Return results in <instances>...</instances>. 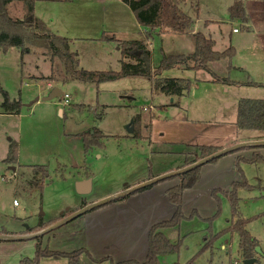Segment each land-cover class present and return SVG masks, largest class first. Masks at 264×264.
<instances>
[{"label": "rangeland", "instance_id": "obj_1", "mask_svg": "<svg viewBox=\"0 0 264 264\" xmlns=\"http://www.w3.org/2000/svg\"><path fill=\"white\" fill-rule=\"evenodd\" d=\"M186 1L177 2L193 19L186 34L177 33L173 37V31L157 29L151 48L146 43L153 67L160 59L162 48L167 54H188L185 46L193 44L191 35L198 32L193 22L208 17L209 12H214L217 18V22L207 27L212 38L234 27L245 32L259 26L264 18V0L246 2L249 21L245 25L229 16L228 5L233 0H195L191 6ZM8 9L13 17L23 15L18 0H12ZM35 14L54 33L77 38L70 49L78 54L79 65L85 70H119L118 45L105 37L138 41L145 37L132 11L120 0L44 2L37 4ZM161 32L167 35L162 37ZM233 36L237 38L239 34ZM222 46L225 45L217 40L216 50H222ZM244 46L239 47L237 60L242 70L238 72L228 74L226 58L208 62L207 70L173 67L162 71L160 77L185 78L191 83L186 96L174 98L178 106L169 108L166 104L163 109L159 106L170 102L172 97L167 100L164 93L152 91L151 80L144 77L98 85L77 80L64 84L52 82L62 94L41 100L52 89L42 79L51 69L45 51L31 47L20 60V50L16 47L6 52L0 49V86L12 102L19 103L18 113L0 115V234H32L46 226L42 234L35 236L0 239V264L32 260L36 248L73 252L83 247L82 215L58 223L71 215L70 210L79 207L84 197L92 200L111 192L122 193L127 183L159 172L178 171L179 166L197 157V146H215L227 140L234 145L240 140L236 136L242 132L235 126L238 100L264 98V86L254 84L264 82L261 73L264 46L259 50ZM250 59L256 62L251 63ZM212 75L234 79L240 84L223 93L221 86L205 84ZM63 94L70 96L65 106ZM36 97L40 100L35 102ZM1 99L0 93V102ZM149 107H155V116L150 114L153 110ZM93 130L100 132L96 136L99 144L85 150L81 134L89 138ZM257 133L264 135V131ZM253 138L257 137H248ZM10 141L17 144L18 150L17 161L11 166L3 162ZM249 164L239 163L240 173L249 187L237 191L238 212L242 218L249 219L246 229L257 239L261 250L256 252L254 264H264V163ZM40 165L44 169L36 171L34 167ZM87 175L92 180L91 191L80 196L74 186ZM216 180L217 177H206L200 191L187 197L184 219L165 233L171 244H177V250L159 256L161 264L184 263L193 257L196 264H242L236 233L226 232L213 239L232 220L227 199L222 200L221 194H218L221 199L217 212L213 189L208 188ZM192 208L196 211L192 212ZM205 244L208 247L202 250ZM134 254H141L140 245ZM79 258V264H112L103 261L104 257L96 262L85 255ZM36 264H68V261L65 257L45 256Z\"/></svg>", "mask_w": 264, "mask_h": 264}, {"label": "trees", "instance_id": "obj_2", "mask_svg": "<svg viewBox=\"0 0 264 264\" xmlns=\"http://www.w3.org/2000/svg\"><path fill=\"white\" fill-rule=\"evenodd\" d=\"M11 1L12 0H0V49L2 52H6L9 48H18L20 50V60H22V56L25 53L30 52L31 47L43 49L48 56L51 69L49 75L42 79L50 83L58 82L64 84L71 80H77L98 85L103 82L116 81L123 78L144 77L151 80L152 91L164 93L165 95L172 97V100L167 104L170 106H177L178 102H175L174 98L186 95L189 92L191 83L189 79L185 78L160 77L162 71L173 67H183L195 71L207 70L208 62L217 61L222 58L231 59L235 54V50L232 46H229L222 51L214 50L213 40L209 37H205L202 33L197 32L191 35L193 39V50L191 53L186 55L167 54L161 49L160 59L155 64V67H153L150 50L146 47L143 41L118 40L114 37H105V39L115 41L118 45V50L121 54L119 70H85L79 65L78 54L71 51L69 39L50 31L46 24L35 15V0H18L22 3L23 8V15L21 18L10 15L8 5ZM121 1L129 7L137 22L145 28L144 36L146 40L157 37V35H155L157 29H159V32L170 30L178 34H186L192 25L193 19L185 14L182 11V8L177 5L178 1L185 0ZM228 9L231 18H238L242 20L243 23L246 22L244 8L240 0L234 1ZM162 33L164 32H161V34ZM212 77L211 80L213 82L233 85L240 84V82L230 80L227 77L220 78L217 76L215 77L214 75H212ZM254 84L264 86V84L261 83ZM0 93L3 97L0 107L5 111L13 112L15 114L18 113L19 103L12 102L8 93L4 91L1 86ZM162 107V105L159 106V108ZM235 126L238 129L264 130V98H240L237 102ZM99 134L100 132L97 130H93L92 133L89 132V138H86L81 134L85 150L93 145L99 144L96 138ZM219 149L220 147L216 146H197V157L188 164L204 158ZM17 151V144L10 141L8 144L7 155L3 162L9 166L16 163ZM218 158L219 157L214 158L208 163H213ZM239 163H264V156L260 153H253L252 157L247 160L241 157H236L233 165L240 173L241 169L239 168ZM200 166L201 165H197L194 168L177 174L176 176L180 179L179 183L166 190L169 200L175 205V211L168 220L161 221L150 227L148 231V248L145 260L142 262H111L112 264H161L159 256L177 250V244H171L160 230L163 228H172L184 219L185 216L182 211L183 191L193 187L198 181ZM34 169L36 171H42L44 168L40 165L35 166ZM240 175V180L233 182L229 191H212L217 206L220 203L218 193L227 198L232 219L230 226L223 229L218 234L213 235V239L229 231L235 232L238 235V251L242 258H255V262H257L255 257V247L258 245V241L246 229V224L249 219L242 218L238 212L239 198L237 196V191L240 187H249L244 175L242 173H240ZM147 187L148 185L136 189L133 192L142 191ZM125 196H121L117 199L125 198ZM219 209L218 206L217 212ZM207 247L208 246L205 244L202 250ZM82 253L88 255L84 248H79L73 252L45 251L36 248L35 257L32 260L23 259L19 264H25L27 262L36 264L40 257L45 256L65 257L67 258L68 264H79V256ZM172 264L196 263L195 258L193 257L184 263L174 262Z\"/></svg>", "mask_w": 264, "mask_h": 264}, {"label": "crops", "instance_id": "obj_3", "mask_svg": "<svg viewBox=\"0 0 264 264\" xmlns=\"http://www.w3.org/2000/svg\"><path fill=\"white\" fill-rule=\"evenodd\" d=\"M51 1L63 2L67 0H35L34 13L36 11L37 4H42L44 2H51ZM234 1L236 0H233V2ZM240 1L242 2L244 12H245L246 22L243 23L245 25L249 21L247 12L245 11L246 2H249V1L248 0L247 1L245 0V2L243 0H240ZM186 2L190 5V3L193 1L187 0ZM230 5H228V8ZM192 12L194 14L195 12L194 9H192ZM38 18H40L48 27V24L43 18L41 17H38ZM211 22H217V18L214 17V12H209L208 17H203L202 19H197L196 21H194L193 27L194 29H196L195 30L196 32L197 31L201 32L205 36L213 40L214 50H216L217 40H220L222 45L223 44L225 45V46H222L223 47L222 50L227 49L229 46H232L234 48L235 50L234 56L231 59L226 58L228 59L226 63L227 64L226 70L228 74L234 73L235 71L238 72L242 70L239 64L240 62L239 60H237V57L239 56V47L241 48L243 45H245L244 47L247 49H251V50L258 49L259 50L260 48H263L264 46V18H263L262 23L259 26L254 25L245 32H240L239 30L234 32L233 31V29L235 28L234 27V28H231L230 30H227L225 34L219 33V36H216L214 38H212V35L207 31V27L209 23ZM261 25L262 27H260ZM141 27H142V31L144 32L145 28L143 26ZM48 29L51 31L49 27ZM176 34L177 33L173 34V37H175L174 35ZM233 34L234 35L239 34V37L234 38ZM164 35H167V34H161L160 36L163 37ZM67 38L69 39L70 44L72 43L74 44L75 41L77 40V38H72V37H67ZM151 41L153 40L152 39L146 40L144 37L143 42L145 43V45L146 43L149 44L150 48H151ZM241 42L242 44H240ZM185 47L187 49L186 53H189L193 49V44L191 43L187 44ZM222 50H217V51H222ZM163 51L165 52V50ZM249 62L255 63L256 60L250 59ZM153 65H154V62H153ZM261 73L264 75V61H262ZM230 80H234V79H230ZM206 82H209V83H205L206 85H212L215 87L221 86L220 88H222L221 91L223 93H227L229 90V87L234 86L233 84L213 82L211 79H206ZM255 83H264V82L256 81ZM47 84L51 87H53L54 85L53 83H50V82H47ZM166 98L168 100L170 96L166 95ZM2 101H3V97L1 99V102ZM166 104H167V101L162 106L165 107ZM163 107L160 109H163ZM167 107L172 108L173 106L168 105ZM149 108L150 110L151 109L153 110L150 114H154L155 116V113H156L154 111L155 107L154 108L149 107ZM0 109L2 108L0 107ZM1 111H0L1 116H10L12 114H15L13 112H8L5 110H1ZM240 130H241L240 132L242 133L236 136L237 139H240V140L233 143L234 145L229 144V141L227 140L228 143L227 141L223 142L222 144L220 142V144H216L215 146H218L221 149V148L231 147V145L239 146L243 143H253V145L237 147L236 149L233 150V152H229V153L222 155L213 163L202 164L199 169L198 181L195 183L193 187L189 189H185L183 191V203H182L183 213H185L186 211L184 210L187 209V206H185L187 197L191 195V193L200 191L199 188H201V185H204L202 183L206 177H217V180L213 184L209 185L208 188L217 190V191H229L231 188V184L235 181L240 180V175L238 171H236L237 169L233 165L235 158L241 157L247 160L252 157L253 153H260L262 156H264V148H263L264 145L261 144V143H264V135H262V133H257V132H263L264 130H248V129H240ZM250 136H254L257 138L248 139V137ZM254 143H258V144H254ZM188 163L189 162H187V164H183L182 166H179L178 171L190 165ZM247 164L250 165L249 163ZM173 173L175 172H170V173L159 172L158 174H151L147 176L146 178L127 183L124 185L125 190L135 189V188L137 189V187H140L145 182H148L152 179H156L158 177H164L156 182L149 184L148 187L142 191H136L131 194H124L123 196L126 195L125 198L111 200L101 206L91 208L87 210L85 213L81 214L83 218L82 228H83V234H84V239H83L84 246L81 248H84L89 255L88 256L85 253H83L81 254V256L85 255L86 257H89L95 262L97 261V259L103 258V257H104L103 261L108 260L109 262H113V263L122 262V261H137V262L144 261L146 254H147L148 231L150 227L161 221L168 220L175 211V205L169 200L167 193H166V190L168 188L177 185L180 181L178 176L171 177ZM87 178H90V175L83 176V178L81 179L83 180ZM78 181H81V180H78ZM89 193L87 194L77 193V194L80 196H86ZM119 193H121V191L111 192L107 196H102V197L92 199V200H87V197H84L83 201L85 200V202L82 201L79 207L71 209L70 211L74 213L76 210H79L82 207L90 205L101 199L115 196ZM224 197L225 196L222 197V200ZM192 211H196L195 208H192ZM230 224L231 222L230 223L228 222L229 226ZM45 227L46 226L44 225V228L40 229L39 231L35 233L31 234L27 232L25 234H27L28 237H30L31 235L35 236L38 234H42V232L46 230ZM168 229L170 228H163L160 231L165 235ZM228 233L234 234L235 232L229 231ZM25 234L23 233L22 234L21 233L20 234L3 233V234H0V237H6V239H2V240L24 239ZM138 245L141 246L140 255L134 254V250L136 249Z\"/></svg>", "mask_w": 264, "mask_h": 264}, {"label": "water", "instance_id": "obj_4", "mask_svg": "<svg viewBox=\"0 0 264 264\" xmlns=\"http://www.w3.org/2000/svg\"><path fill=\"white\" fill-rule=\"evenodd\" d=\"M61 94H62V91L59 89V87L54 86V87H52L50 93L48 95H46V96H43L41 98V100H51L53 98L60 97ZM38 100H40L39 97H36L34 99L35 102L38 101ZM132 130H133V128L130 127L129 131H132ZM254 144H258V143H254ZM261 144L264 145V143H261ZM247 145H253V143H243V144H241L239 146H231V147H228V148H221V149L213 152L212 154H210V155H208V156H206V157H204V158H202L200 160H197V161L193 162L192 164L188 165L187 167H185V168H183V169H181L179 171H176L173 174H179V173H182V172H184L186 170L194 168L197 165H202L204 163H208L210 160H212L214 158L221 157L222 155H224L226 153L232 152L237 147L247 146ZM162 178H164V177H158L156 179H152V180H150L148 182H145L140 187H137V189L142 188L144 186H147V185H149V184H151L153 182H156V181H158V180H160ZM74 188H75V191L78 194H87V193H89L91 191V180H90V178L83 179L81 181L76 182ZM135 190H136V188L135 189H126L122 193H119V194H117L115 196L107 197V198L101 199L99 201H96V202H94V203H92L90 205H87L85 207H82L79 210H77L76 212H74L71 215H69L68 217H66L65 219L61 220L58 224L64 223L68 219L70 220V219H72V218H74L76 216H80L81 214L85 213L87 210H89L91 208H94V207H97V206H101V205H103V204H105V203H107V202H109L111 200H115V199L123 196L124 194H129V193H131V192H133ZM0 238L1 239H6V237H0ZM9 238H11V237H9ZM255 252L261 253V250H260V248L258 246L255 247ZM254 263H255V258H248V259H243L242 260V264H254Z\"/></svg>", "mask_w": 264, "mask_h": 264}, {"label": "built area", "instance_id": "obj_5", "mask_svg": "<svg viewBox=\"0 0 264 264\" xmlns=\"http://www.w3.org/2000/svg\"><path fill=\"white\" fill-rule=\"evenodd\" d=\"M237 28H234L233 31H237ZM63 98L64 100L62 101V105L65 106L67 104L68 99L70 98V96L68 94H63ZM16 204V202L14 201V205Z\"/></svg>", "mask_w": 264, "mask_h": 264}]
</instances>
